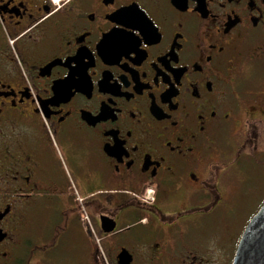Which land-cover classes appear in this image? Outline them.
Segmentation results:
<instances>
[{"label":"flooded vegetation","instance_id":"1","mask_svg":"<svg viewBox=\"0 0 264 264\" xmlns=\"http://www.w3.org/2000/svg\"><path fill=\"white\" fill-rule=\"evenodd\" d=\"M257 195L264 0H0V264H234Z\"/></svg>","mask_w":264,"mask_h":264},{"label":"water","instance_id":"2","mask_svg":"<svg viewBox=\"0 0 264 264\" xmlns=\"http://www.w3.org/2000/svg\"><path fill=\"white\" fill-rule=\"evenodd\" d=\"M234 264H264V203L241 234Z\"/></svg>","mask_w":264,"mask_h":264},{"label":"rangeland","instance_id":"3","mask_svg":"<svg viewBox=\"0 0 264 264\" xmlns=\"http://www.w3.org/2000/svg\"><path fill=\"white\" fill-rule=\"evenodd\" d=\"M74 150L82 157L86 156L85 154V151H87V149L85 147H82L81 145L77 144L76 147L74 148ZM257 182H252V185L255 184ZM264 196H255V198L252 199V202H251V208L250 210L245 214L244 218H243V221L245 222V220H249L252 215H253V212L255 211V209L257 208L258 204L261 202V200L263 199ZM72 215H74L73 213H71ZM71 226L72 228L73 227H77V221L74 220L72 223H71ZM65 228V224L63 223L61 225V230H64ZM41 230V227L36 224L33 226L32 228V231H33V234H32V237L34 238V245H38V244H41V242L39 241V232ZM52 231V229H50ZM58 238L57 235L55 236H52V234L50 235V239L49 241L47 242L46 245L50 244L49 246H46V247H37V248H34V251L35 253L37 254V257L39 256H43V253H44V258L46 257V253L48 252L49 254H55L56 250H52V248H55L51 243H54L55 242V239ZM46 251V252H45ZM60 251V254L63 256V255H69L70 254V246L69 244H65L63 243V245H60V247L58 248V252ZM42 252V253H40ZM34 262V264H36L39 259H21L19 261L18 264H26V262Z\"/></svg>","mask_w":264,"mask_h":264},{"label":"snow or ice","instance_id":"4","mask_svg":"<svg viewBox=\"0 0 264 264\" xmlns=\"http://www.w3.org/2000/svg\"><path fill=\"white\" fill-rule=\"evenodd\" d=\"M128 51H131V49H129ZM127 54H128V52L126 51V52H125V55H127Z\"/></svg>","mask_w":264,"mask_h":264}]
</instances>
